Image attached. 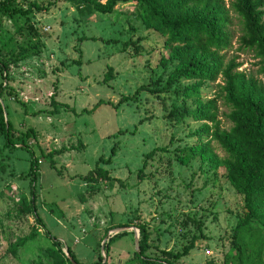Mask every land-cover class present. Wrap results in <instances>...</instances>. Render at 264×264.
<instances>
[{"label": "rangeland", "instance_id": "obj_1", "mask_svg": "<svg viewBox=\"0 0 264 264\" xmlns=\"http://www.w3.org/2000/svg\"><path fill=\"white\" fill-rule=\"evenodd\" d=\"M228 2L224 0L226 7ZM31 3L45 10L31 8L27 16L0 14L1 75L12 93H4L1 103L14 142H23L37 160L36 212L63 255L67 257L66 246L80 263L92 264L119 231L111 228L124 224L127 234L110 243L102 264H139L133 257L134 225L144 224L150 258H161L160 251L179 252L193 238V248L177 264H237L230 239L244 213L241 197L221 168H200L197 157L186 163L177 158L181 149L196 143L190 133L199 125L190 117L166 118L169 110L183 105L174 92L177 85L157 97L140 92L131 98L140 86L155 90L165 84L170 66L160 62L166 55L164 38L143 28L132 3L116 4L109 15L80 14L63 0H16L13 5L25 9ZM229 17L225 60L233 59L238 71L264 83L252 52L239 47L237 17L232 12ZM219 85L220 78L205 83L199 95L201 101L216 97L219 128L227 130L228 108ZM122 97L126 100L119 102ZM184 105L194 107L191 99ZM28 130L33 135L26 137ZM209 146L218 158L224 157L215 142ZM108 158L107 164L97 162ZM28 160L24 149L4 148L0 136V264L52 261L50 241L38 228L34 238L8 253L33 225L29 213L19 210L20 197L29 198L28 179L21 177ZM95 167L114 182L79 179ZM254 235L245 229L237 232L241 264H258L244 250ZM260 259L264 263V247Z\"/></svg>", "mask_w": 264, "mask_h": 264}, {"label": "trees", "instance_id": "obj_2", "mask_svg": "<svg viewBox=\"0 0 264 264\" xmlns=\"http://www.w3.org/2000/svg\"><path fill=\"white\" fill-rule=\"evenodd\" d=\"M16 0H0L1 15L27 16L31 8L37 11L45 10L35 4H29L25 9L15 7ZM71 3L80 14L109 15L116 4L132 3L136 16L144 29H151L164 38L163 48L166 49L165 58L161 57L163 66L169 64L170 72L161 88L150 89L140 86L131 98L140 92H146L157 97L171 85H177L174 92L181 98L184 105L186 100H192L194 107L190 110L185 105L171 109L167 112L169 120L190 117L198 122V127L190 133L196 138V143L181 149L182 157H177L182 163L190 158L199 159V167L206 166L208 170L215 171L221 168L226 182L234 192L241 197L244 210L242 218L232 229L230 246L236 253L237 264H241V251L235 243L237 232L245 229L252 234L250 247H245V257L251 262L260 259L261 249L264 247V83L252 76L238 71L239 64L233 59L225 60L222 53L229 46V36L226 28L230 24L229 12L238 19L241 26V35L238 38L239 47L252 52L256 59V74L264 79V0H229L227 7L224 0H63ZM31 49V48H30ZM35 53V52H34ZM32 53V54H34ZM4 65L0 63L1 71ZM107 72L106 79L110 77ZM220 78L219 94L228 108L225 118L230 123L227 130L219 128L217 116L216 97L201 101L199 90L205 83L214 82ZM5 76L0 81V136L3 147L24 149L29 156L28 168L21 177L28 179V200L22 195L20 212L29 213L33 219L31 232L25 237L17 238L10 245L8 253L13 254L15 249L26 240L34 238L36 229H41L49 242V256L51 264H82L69 247L65 246L67 257L61 251V244L53 238L44 227L36 212L35 183L37 179L38 164L32 151L23 142L16 145L14 142L13 127L4 114L1 97L4 93L12 95L11 89L5 85ZM180 81H188L180 85ZM12 98V97H11ZM126 100L122 97L119 102ZM102 102L100 101L101 104ZM96 104L94 107L98 106ZM107 104V103H106ZM52 105L55 103L52 101ZM55 111V110H54ZM21 135V134H19ZM33 135L28 130L24 136ZM207 138L205 142L201 139ZM213 141L224 153L218 158L211 150L209 143ZM115 147L109 150L113 156ZM162 151V149H159ZM51 159V153L45 155ZM97 162L109 163L98 159ZM51 168H54L50 164ZM83 181L114 182L106 176V171L95 167L83 176ZM126 229L128 225H116L112 229ZM137 230V249L133 257L139 264H177L193 248V238L181 247L179 252L160 251L161 258H150L145 253L149 250V231L144 224L134 225ZM127 234V231L114 233L102 248L104 257L108 254V247L112 241ZM255 248L256 250H252ZM101 254V255H102ZM97 255L92 264H102V256ZM103 257V258H104ZM251 257V258H249Z\"/></svg>", "mask_w": 264, "mask_h": 264}, {"label": "water", "instance_id": "obj_3", "mask_svg": "<svg viewBox=\"0 0 264 264\" xmlns=\"http://www.w3.org/2000/svg\"><path fill=\"white\" fill-rule=\"evenodd\" d=\"M127 229V228H126ZM119 231H124L125 229H118ZM137 231V230H136ZM134 243H135V248L137 247V234L135 233L134 235ZM137 249V248H136ZM100 251H102V247L100 248Z\"/></svg>", "mask_w": 264, "mask_h": 264}, {"label": "built area", "instance_id": "obj_4", "mask_svg": "<svg viewBox=\"0 0 264 264\" xmlns=\"http://www.w3.org/2000/svg\"><path fill=\"white\" fill-rule=\"evenodd\" d=\"M113 233H116V232H113ZM204 254H205V255H208V254H209V251L205 250V251H204Z\"/></svg>", "mask_w": 264, "mask_h": 264}]
</instances>
